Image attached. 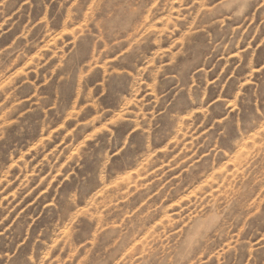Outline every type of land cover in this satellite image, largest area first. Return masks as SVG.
Masks as SVG:
<instances>
[{"label":"rangeland","instance_id":"374dc122","mask_svg":"<svg viewBox=\"0 0 264 264\" xmlns=\"http://www.w3.org/2000/svg\"><path fill=\"white\" fill-rule=\"evenodd\" d=\"M0 264H264V0H0Z\"/></svg>","mask_w":264,"mask_h":264}]
</instances>
